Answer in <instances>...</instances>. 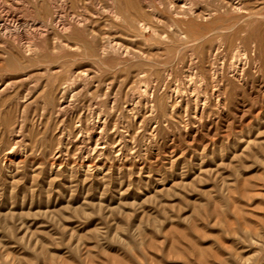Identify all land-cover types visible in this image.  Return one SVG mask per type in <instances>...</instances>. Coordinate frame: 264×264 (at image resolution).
<instances>
[{"label": "rangeland", "instance_id": "374dc122", "mask_svg": "<svg viewBox=\"0 0 264 264\" xmlns=\"http://www.w3.org/2000/svg\"><path fill=\"white\" fill-rule=\"evenodd\" d=\"M0 264H264V0H0Z\"/></svg>", "mask_w": 264, "mask_h": 264}, {"label": "bare ground", "instance_id": "6f19581e", "mask_svg": "<svg viewBox=\"0 0 264 264\" xmlns=\"http://www.w3.org/2000/svg\"><path fill=\"white\" fill-rule=\"evenodd\" d=\"M85 78V77H84ZM97 119V118H96ZM103 124V123H102ZM97 144V143H96ZM94 149V148H93Z\"/></svg>", "mask_w": 264, "mask_h": 264}]
</instances>
